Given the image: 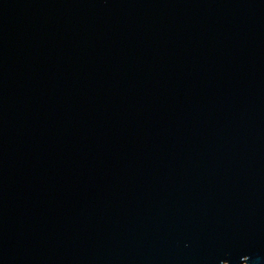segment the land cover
<instances>
[{
  "label": "water",
  "instance_id": "1",
  "mask_svg": "<svg viewBox=\"0 0 264 264\" xmlns=\"http://www.w3.org/2000/svg\"><path fill=\"white\" fill-rule=\"evenodd\" d=\"M0 264H264V0H0Z\"/></svg>",
  "mask_w": 264,
  "mask_h": 264
}]
</instances>
